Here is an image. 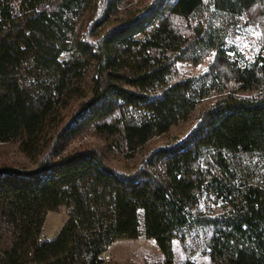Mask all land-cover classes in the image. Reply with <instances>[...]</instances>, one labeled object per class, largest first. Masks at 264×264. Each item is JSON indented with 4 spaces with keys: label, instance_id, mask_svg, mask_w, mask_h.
Returning <instances> with one entry per match:
<instances>
[{
    "label": "trees",
    "instance_id": "obj_1",
    "mask_svg": "<svg viewBox=\"0 0 264 264\" xmlns=\"http://www.w3.org/2000/svg\"><path fill=\"white\" fill-rule=\"evenodd\" d=\"M166 1L0 0V144L34 163L0 167V264H119L104 254L141 237L140 211L162 264L174 239L204 229L211 264H264V56L241 64L225 49L264 0ZM211 54L202 77L173 81L175 61ZM210 93L184 139L131 171L63 145L71 125L66 136L91 129L133 161ZM201 196L218 210H199ZM61 209L60 232L43 239Z\"/></svg>",
    "mask_w": 264,
    "mask_h": 264
},
{
    "label": "rangeland",
    "instance_id": "obj_2",
    "mask_svg": "<svg viewBox=\"0 0 264 264\" xmlns=\"http://www.w3.org/2000/svg\"><path fill=\"white\" fill-rule=\"evenodd\" d=\"M136 0H134L135 2ZM139 1V0H138ZM144 3L146 0H140ZM174 0H167L166 6L171 5ZM264 23V12L259 9H252L244 17L240 18L232 31L225 39V49L233 59L239 60L241 64H249L253 61L258 53L264 56V50H261V45L264 43V32L262 26ZM69 54H62L60 60H67ZM213 60V54L208 55L205 59L194 66L185 61H175L173 81L182 78H197L202 77L208 69V66ZM217 95L210 93L207 98L203 99L198 105L196 111L191 118L183 123L178 124L170 129L163 136L153 138L143 149H141L135 160L127 161L122 157L119 151L109 150L108 143L102 138L96 136L91 129H84L76 136H66L69 129H73V125L64 133L63 145L66 150H83L95 149L106 154V160L110 165L115 167H123L127 165L128 171L140 165V162L149 155L152 151L167 145H173L184 139L189 131L196 125L201 112L209 107L215 100ZM0 167H13L19 170H30L34 168L33 161L28 160L19 151L18 143L11 142L0 144ZM131 169V170H130ZM199 210L203 213H212L218 210L219 205L214 204L207 197H200ZM140 229L142 235L138 239H118L115 240L104 254V259L110 262L119 264H162L164 257L157 246L154 239H149L144 236V220L143 212H139ZM66 220L64 209L58 212H50L46 215L42 229L43 239H47L53 234L63 222ZM210 237L209 231L196 230L185 238L184 244L179 240L174 239L171 243L173 252V264H184L186 261L194 262L195 264H211L206 251V241Z\"/></svg>",
    "mask_w": 264,
    "mask_h": 264
},
{
    "label": "crops",
    "instance_id": "obj_3",
    "mask_svg": "<svg viewBox=\"0 0 264 264\" xmlns=\"http://www.w3.org/2000/svg\"><path fill=\"white\" fill-rule=\"evenodd\" d=\"M65 221L63 222V224L57 230H55L53 232V234L49 235V237L47 238V240H52V239H54L57 236V234L60 232L62 226L64 225Z\"/></svg>",
    "mask_w": 264,
    "mask_h": 264
}]
</instances>
